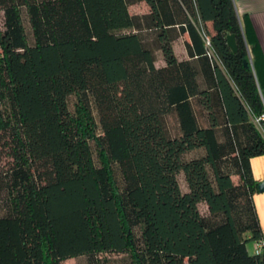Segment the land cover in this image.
<instances>
[{"label": "trees", "instance_id": "obj_1", "mask_svg": "<svg viewBox=\"0 0 264 264\" xmlns=\"http://www.w3.org/2000/svg\"><path fill=\"white\" fill-rule=\"evenodd\" d=\"M138 3L147 14L129 13ZM0 12V264H264L247 249L263 239L250 160L264 155V86L232 0H0ZM176 27L190 60L174 55Z\"/></svg>", "mask_w": 264, "mask_h": 264}, {"label": "crops", "instance_id": "obj_2", "mask_svg": "<svg viewBox=\"0 0 264 264\" xmlns=\"http://www.w3.org/2000/svg\"><path fill=\"white\" fill-rule=\"evenodd\" d=\"M232 3L250 62H254L256 64L261 85L264 86V0H232ZM147 13L148 10L145 14ZM206 27L209 31H211L210 23H206ZM175 31L178 33V36L172 43V49L175 57L179 61L190 60L191 58L188 56L186 49V44L191 43L189 35L186 32L181 33L178 27H176ZM155 56V66H163L164 62L162 60L161 53L156 51ZM194 58H196L195 53ZM250 166L254 180L257 183L264 181V155L252 158L250 160ZM253 203L264 238V192L260 193L256 189L253 194ZM255 248L256 245L254 243H249L247 245V249L250 253H253Z\"/></svg>", "mask_w": 264, "mask_h": 264}, {"label": "rangeland", "instance_id": "obj_3", "mask_svg": "<svg viewBox=\"0 0 264 264\" xmlns=\"http://www.w3.org/2000/svg\"><path fill=\"white\" fill-rule=\"evenodd\" d=\"M147 10H148L147 6L144 5L143 3L137 4V5H132L129 7V12L131 15L140 16V15L145 14L147 12ZM2 23H3V17H2V13L0 12V25H2ZM23 24H24L25 30L28 34L29 28H28V24H27V21L25 18H24ZM141 34L145 39L150 38L149 33H147V32H143ZM75 100H76V98L74 96H70L68 99V105H69L70 111H73V106H74ZM93 114H94V116H96V114L94 112H93ZM168 125H169V129L173 135L175 132V121L173 118L168 119ZM191 156H194V155H191ZM10 167H11V162L6 155L5 150L0 145V173L5 172ZM232 180L234 182H237V178L235 176H232ZM179 184H180L182 191H184L185 186H184V182H183L181 176H179ZM1 207H2V204L0 203V214H2V208ZM199 210L201 213H205V211H206L205 206L200 205ZM110 257L113 259H120L122 256L112 254V255H110ZM64 264H87V258L85 256H80V257H77L75 259L66 260V261H64Z\"/></svg>", "mask_w": 264, "mask_h": 264}, {"label": "built area", "instance_id": "obj_4", "mask_svg": "<svg viewBox=\"0 0 264 264\" xmlns=\"http://www.w3.org/2000/svg\"><path fill=\"white\" fill-rule=\"evenodd\" d=\"M201 38L204 44V48H205V54L206 56L211 60L216 62L217 64L219 63L212 47H211V43H210V38L205 34V32L201 31ZM256 248L254 250L255 254H258L260 252H264V238L262 239L261 242H259L258 244H255Z\"/></svg>", "mask_w": 264, "mask_h": 264}, {"label": "water", "instance_id": "obj_5", "mask_svg": "<svg viewBox=\"0 0 264 264\" xmlns=\"http://www.w3.org/2000/svg\"><path fill=\"white\" fill-rule=\"evenodd\" d=\"M226 43H227V46L229 47V49L233 53H235L237 51V47H236L235 39H234V36L233 35H227L226 36ZM243 63H244V66H246V67H248V66L251 65L249 56H248V59L245 60ZM257 190L260 193L264 192V181L258 183Z\"/></svg>", "mask_w": 264, "mask_h": 264}]
</instances>
